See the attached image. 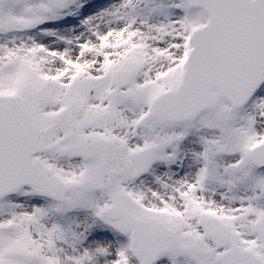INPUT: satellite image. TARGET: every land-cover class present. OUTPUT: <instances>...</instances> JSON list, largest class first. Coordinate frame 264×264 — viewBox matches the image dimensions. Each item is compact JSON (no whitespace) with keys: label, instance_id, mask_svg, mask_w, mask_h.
Here are the masks:
<instances>
[{"label":"snow or ice","instance_id":"obj_1","mask_svg":"<svg viewBox=\"0 0 264 264\" xmlns=\"http://www.w3.org/2000/svg\"><path fill=\"white\" fill-rule=\"evenodd\" d=\"M0 264H264V0H0Z\"/></svg>","mask_w":264,"mask_h":264}]
</instances>
